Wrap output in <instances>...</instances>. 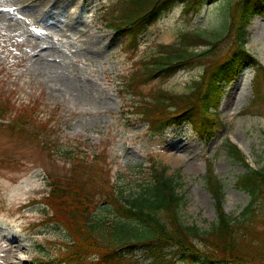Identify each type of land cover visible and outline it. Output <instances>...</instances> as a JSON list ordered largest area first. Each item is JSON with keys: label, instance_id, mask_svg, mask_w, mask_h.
<instances>
[{"label": "rangeland", "instance_id": "rangeland-1", "mask_svg": "<svg viewBox=\"0 0 264 264\" xmlns=\"http://www.w3.org/2000/svg\"><path fill=\"white\" fill-rule=\"evenodd\" d=\"M121 1L0 0V112L6 115H0V264H63L59 259L69 231L50 220L45 204L54 180L87 179L96 189L94 218L110 222L120 217L108 194L116 192L122 200L138 196L151 166H167V174L180 181L181 217L202 230L217 220L206 180L210 165L223 185L230 216L239 217L250 200L236 183L247 167L225 144L239 145L251 167L263 166L264 114L247 109L256 78L264 94V15H256L248 27L247 50L255 62L224 86L217 126L206 140L190 123L151 134L131 105L153 88L190 92L204 73L202 62L153 79L136 98L124 84L141 70L143 59L157 55L160 44L176 42L182 33L217 38L230 23L236 0H201L189 10L177 2L134 44L105 20L108 5L117 2L110 9L117 13ZM230 43V38L218 42L222 58ZM253 225L264 233L263 216ZM122 252L140 264L153 262L141 246ZM164 252L178 255L177 248ZM177 264L226 263L178 259Z\"/></svg>", "mask_w": 264, "mask_h": 264}, {"label": "trees", "instance_id": "trees-1", "mask_svg": "<svg viewBox=\"0 0 264 264\" xmlns=\"http://www.w3.org/2000/svg\"><path fill=\"white\" fill-rule=\"evenodd\" d=\"M200 1L122 0L116 6L117 13L110 12L115 4L108 8L110 25L134 44L147 26L175 3L182 2L189 10L197 8ZM256 15H264V0H236L227 29L214 40L199 31L185 32L171 45L160 44L159 56L141 63V70L124 84L135 98L142 92L141 86L157 77H172L197 61L204 65V73L194 80L189 93L174 94L153 88L145 99L131 103L133 113L139 115L151 134L189 122L203 139L212 137L224 86L240 75L244 65L255 62L247 44L248 27ZM227 38L231 43L222 58L218 42ZM199 46L205 48L199 51ZM254 82V99L247 110L264 114V94L259 80ZM225 146L234 160L247 167L236 183L250 200L239 217L230 216L225 211L223 185L210 165L206 180L217 207V220L210 229L202 230L184 222V196L178 191L181 183L167 174L166 166L150 169L134 198L122 200L116 192L108 194L110 205L120 217L113 222L94 218L96 189L88 187L87 179L50 182L45 198L52 213L50 220L64 226L70 237L59 260L66 264H140L127 257L122 248L127 247V252L132 253L141 246L153 258L151 264H177L178 259L189 263H214L215 259L226 264L264 263V233L257 232L253 225L260 215L264 217V164L251 167L235 144L227 142ZM168 248H177V257L164 252Z\"/></svg>", "mask_w": 264, "mask_h": 264}, {"label": "bare ground", "instance_id": "bare-ground-1", "mask_svg": "<svg viewBox=\"0 0 264 264\" xmlns=\"http://www.w3.org/2000/svg\"><path fill=\"white\" fill-rule=\"evenodd\" d=\"M194 165H195V166H199L198 163H194ZM11 249H12V247H9V248H8V250H11Z\"/></svg>", "mask_w": 264, "mask_h": 264}]
</instances>
